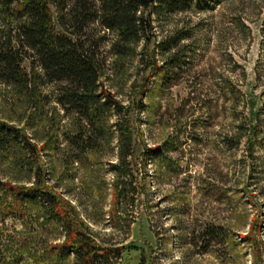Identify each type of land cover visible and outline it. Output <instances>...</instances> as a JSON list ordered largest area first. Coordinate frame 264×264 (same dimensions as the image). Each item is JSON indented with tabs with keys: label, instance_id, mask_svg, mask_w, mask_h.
<instances>
[{
	"label": "rangeland",
	"instance_id": "obj_1",
	"mask_svg": "<svg viewBox=\"0 0 264 264\" xmlns=\"http://www.w3.org/2000/svg\"><path fill=\"white\" fill-rule=\"evenodd\" d=\"M144 16L150 29L124 57L110 32H89L101 40L99 83L123 105L120 117L89 125L63 109V84L47 82L31 58L20 63L29 91L0 79V122L38 149L34 164L0 159V181L30 187L41 167L82 233L110 249L108 264H264V0ZM5 25L0 13V41ZM117 121L130 140L124 160ZM46 220L32 207L0 217V264H56L47 251L66 237Z\"/></svg>",
	"mask_w": 264,
	"mask_h": 264
},
{
	"label": "trees",
	"instance_id": "obj_2",
	"mask_svg": "<svg viewBox=\"0 0 264 264\" xmlns=\"http://www.w3.org/2000/svg\"><path fill=\"white\" fill-rule=\"evenodd\" d=\"M202 2L204 0H0V13L7 21L6 33L0 41V79L20 91H29L31 81L20 69V63L22 58H31L47 82L63 84L57 99L63 109L74 112L89 125L99 123L104 114L120 117L123 105L99 83L102 64L98 58V43L101 40L89 36L91 25L110 32L113 36L111 50L116 56L124 57L144 38L146 28L150 29V21L144 16L149 8L172 13ZM50 6L58 13L57 23L63 33L54 30ZM114 127L119 132L120 157L124 160L131 153L130 140L124 137L119 121ZM154 151L150 149L147 154ZM37 157V147L21 129L0 122L1 160L11 164L19 160L24 166L34 164ZM42 170L35 168V183L30 187L0 181V217L12 210L23 214L24 209L32 207L44 220L64 231L65 242L47 251L51 261L57 264L71 255L75 264H108L110 249L98 246L82 233L70 209L44 184ZM208 232L213 233V230L206 231L210 235ZM206 240L203 237V252L208 251Z\"/></svg>",
	"mask_w": 264,
	"mask_h": 264
}]
</instances>
